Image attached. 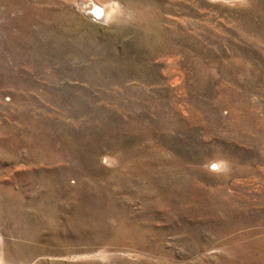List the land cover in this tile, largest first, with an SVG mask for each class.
I'll return each mask as SVG.
<instances>
[{
	"label": "rangeland",
	"instance_id": "374dc122",
	"mask_svg": "<svg viewBox=\"0 0 264 264\" xmlns=\"http://www.w3.org/2000/svg\"><path fill=\"white\" fill-rule=\"evenodd\" d=\"M135 1L175 52L109 90L52 51L72 1L0 0L4 264H264V0Z\"/></svg>",
	"mask_w": 264,
	"mask_h": 264
},
{
	"label": "bare ground",
	"instance_id": "6f19581e",
	"mask_svg": "<svg viewBox=\"0 0 264 264\" xmlns=\"http://www.w3.org/2000/svg\"><path fill=\"white\" fill-rule=\"evenodd\" d=\"M68 1H72L80 9L81 15L64 6L65 9L54 20L53 30L48 34L49 39L53 42L54 48L62 46L66 49L68 56L66 60L71 61L74 66L88 61L86 65L84 64L87 69V74L83 73L84 80H87L93 88L103 86L109 89L116 81L119 83L113 74L115 70H119L120 75H124L119 78L120 81L125 82L126 79L123 78L131 75L143 76L147 80L150 68L153 66L152 68L156 69L161 65V60H165L164 56H171L175 52L174 46L168 44L169 32L162 27V19L148 18L144 9L140 11L139 20L135 15L137 23H129L121 19L123 7L120 0L116 3L115 0ZM123 1L128 6L135 8L137 6L135 0ZM88 21L97 24L99 22V25L105 22L111 24L104 29L97 25L93 26ZM54 48L52 51L57 50ZM156 58L157 63L148 66L149 60ZM166 60H169V65H173L176 59L167 57ZM4 259V256L0 257V264H4Z\"/></svg>",
	"mask_w": 264,
	"mask_h": 264
}]
</instances>
